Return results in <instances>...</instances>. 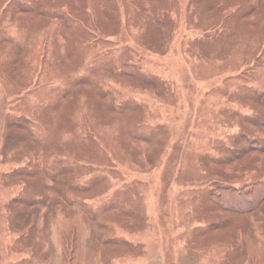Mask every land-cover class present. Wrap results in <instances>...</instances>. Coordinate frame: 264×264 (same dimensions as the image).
<instances>
[{"label":"rangeland","instance_id":"1","mask_svg":"<svg viewBox=\"0 0 264 264\" xmlns=\"http://www.w3.org/2000/svg\"><path fill=\"white\" fill-rule=\"evenodd\" d=\"M95 1L96 10L92 1L73 0L76 14L67 2L55 7L78 18L67 21L74 36L61 38L58 15H39L56 11L48 2L25 14L21 0H0V264H262L257 240L245 234L237 252L234 233L224 240L212 231L222 224L192 212L206 207L204 173L219 139L239 132L244 118L251 125L256 109L264 117L253 95H264V0H108L115 24ZM65 42L72 47L66 57ZM126 62L137 79L126 77ZM25 116L31 137L17 142L8 134ZM38 151L43 166L83 163L58 178L95 185L94 197L52 188L31 206L26 171H35ZM263 154H250L253 164L230 181L262 178ZM103 205L108 220L83 212Z\"/></svg>","mask_w":264,"mask_h":264},{"label":"trees","instance_id":"2","mask_svg":"<svg viewBox=\"0 0 264 264\" xmlns=\"http://www.w3.org/2000/svg\"><path fill=\"white\" fill-rule=\"evenodd\" d=\"M12 1V0H11ZM48 2L50 5L54 6L53 8L56 11H52L53 13H48L41 7L44 6L45 4L42 2ZM67 2L69 5H71V10L72 13L76 14L75 9L73 8V0H21V3L18 7L17 10L20 9L23 13L28 14L30 8H34L36 6H40V16L45 17L47 15H53L56 14L58 15L55 16L53 15L52 17H57V21H59V24H57L55 28V32L61 38H72L74 36V30L75 27H73L72 24L68 23L67 21L69 19H78L74 15L68 16L67 14L63 13L60 9L57 10V6H59L61 2ZM79 2H85L86 4H89L88 2L91 3L93 2L94 5V10L97 9V4L95 0H78ZM150 2V0H147ZM155 1L153 0L151 4H153ZM227 2V0L225 1ZM248 2L252 3V5L258 3V0H248ZM260 2V0H259ZM85 4V5H86ZM226 5L227 3H223ZM102 6H104L101 10L102 12L106 15L108 21L112 23H116L117 20V13H116V8L113 4L110 3L108 0H102ZM228 4L224 7H227ZM255 7V6H254ZM147 8L151 9V12L153 14V9L149 6ZM145 10V9H144ZM244 9H242L243 11ZM59 13H58V12ZM242 11L238 10L239 13ZM25 16V15H23ZM77 16V15H76ZM116 20V21H115ZM63 27H61V24ZM65 35V36H64ZM70 41V40H68ZM67 41V42H68ZM67 42H65V45L61 47L63 50L62 55H71L72 52V47L71 44L68 45ZM70 54V55H69ZM66 57V56H65ZM121 69H125V73H128L126 77H132L134 79H137L135 76V66L133 63L126 62L121 65ZM121 72V71H120ZM118 76H121L118 74V71L116 72ZM123 73V74H125ZM134 73V74H133ZM130 74H133V76H130ZM124 76V75H122ZM75 79H71V81H74ZM80 85H86L84 83H78ZM77 86V85H76ZM73 90L70 88V90L67 91L68 94H71ZM253 95L256 98V101L258 105L256 106H262L264 104V95L261 96V94H256L253 91ZM112 96V93H110ZM59 99L62 102V106L67 107V96L65 94H60ZM71 99H69V102ZM108 109L113 110V107L111 105V102H108ZM255 109V108H254ZM257 112V113H256ZM256 115L255 118L250 121L251 125H246L243 121H246L248 118H244L242 120V125H240V131L229 134L228 136H224V139L218 141V145H215V149L217 150L216 153H209L208 156V162L206 166V174L208 176V182L209 184V190H207V199H206V207L202 208V202L199 199V204H196L197 206L201 207L198 208L194 213V216L202 210L198 214V218L204 220L207 223H216L217 225H221V228H215L212 231L215 232L216 235H220L225 238L231 234L234 233V244L233 248L236 249L237 252H241V247L244 244V236L245 234L251 239L257 240L263 247L264 250V175L262 178L258 179H253L250 182H245L242 185H234L230 180L233 178H236L235 175L240 176L242 175L243 172H245L248 167L253 164V160L250 159L251 155L250 154H257V153H264V120L261 121H256L260 119H264L263 114L259 109H256L254 112ZM59 115H64L63 113H59ZM65 119H67V116L65 114L64 116ZM64 120V119H63ZM255 120V121H254ZM22 130L25 132L23 134V137L21 139L17 138V132L18 127L14 130H10V134H8L10 137L14 134L13 140H17V142H20L22 140H29L31 137L33 125L32 121L25 116V119H22ZM31 123V125H30ZM73 125H68V128H72ZM243 126V127H242ZM151 132V131H150ZM153 133V132H152ZM151 137H147L145 140L141 141V143H146L145 141H150ZM27 140V141H28ZM215 151V150H214ZM249 155V156H247ZM264 155V154H263ZM146 156V155H145ZM144 156V158H145ZM146 159L148 161H153V157L150 154H147ZM215 161H218L217 164H215ZM58 162V163H57ZM54 163V164H53ZM30 165L34 166L35 171L34 172H28L26 171L27 176H32V180L34 181L33 184V191L30 192L28 195H31V198H29L32 203L31 206L38 205L39 203H43L44 199L49 198L48 196V191H52V188L55 190L54 193L57 195L60 192H62V189L66 187V189H69L70 191L78 194H85L87 196H92L90 198H93L94 195L92 194V190L95 187V185L87 186L86 184L80 185L77 182L76 184H73L71 180L73 177H71L67 181H62L58 178L59 176H64L66 172H70V176H74V173H78L79 171H82L81 169H85L84 164L75 161L70 165L68 161H61L57 160L54 162H49V167L48 166H43V160H42V154L38 151L36 153V156L34 157L33 163H30ZM71 167V169H70ZM53 170V172L49 170ZM70 169V170H69ZM85 171V170H84ZM50 172V174H49ZM87 172H84L86 174ZM38 174V175H35ZM213 176V178H212ZM212 178V179H211ZM211 179V181H209ZM77 178L75 177L74 180L76 181ZM91 182H89L90 184ZM88 184V185H89ZM104 188V186H100ZM257 188V192H253V189ZM46 191L48 193H46ZM53 193V192H52ZM90 193V194H88ZM95 194V193H94ZM227 195L231 196H237L239 199L233 200L232 197H226ZM81 201L83 199L82 196H78ZM87 200H92V199H87ZM25 201V200H24ZM111 203H108L111 206H114V199L110 198ZM83 202V201H82ZM22 204V203H20ZM211 205V206H210ZM104 207L99 208L100 214L92 213L89 216V213L87 212L88 210L85 208L83 209V212L87 215V217H91L94 220L99 219L103 220L106 219L108 220V216H110V213L107 214V209L109 207L103 205ZM116 206V205H115ZM210 208H214V210L219 211L218 212V217H213L209 215ZM134 218V216H133ZM212 218V219H210ZM92 219V220H93ZM104 221V220H103ZM102 223V222H101ZM107 223V221H106ZM36 226V225H35ZM109 228V227H108ZM102 230L103 232L104 225L99 226V230ZM128 233H125L127 235ZM101 235L99 236V239H101V244L104 248H109L111 249L114 245L110 242L111 239L108 238L105 234L101 232ZM98 238V237H97ZM243 239V242H241ZM192 242V241H191ZM229 244H232L229 242ZM40 247V246H39ZM38 247V248H39ZM191 247L189 246V249ZM232 248V249H233ZM201 250V249H200ZM264 264V257H263V262Z\"/></svg>","mask_w":264,"mask_h":264}]
</instances>
